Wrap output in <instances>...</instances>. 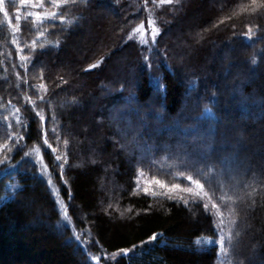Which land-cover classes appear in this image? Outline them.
Segmentation results:
<instances>
[{
	"label": "trees",
	"instance_id": "obj_1",
	"mask_svg": "<svg viewBox=\"0 0 264 264\" xmlns=\"http://www.w3.org/2000/svg\"><path fill=\"white\" fill-rule=\"evenodd\" d=\"M0 264H264V0H2Z\"/></svg>",
	"mask_w": 264,
	"mask_h": 264
},
{
	"label": "snow or ice",
	"instance_id": "obj_2",
	"mask_svg": "<svg viewBox=\"0 0 264 264\" xmlns=\"http://www.w3.org/2000/svg\"><path fill=\"white\" fill-rule=\"evenodd\" d=\"M0 2H2V0H0ZM165 2H167V3H171V0H160V3H165ZM58 3H59V0H57V6H58ZM5 15H7V13H5ZM33 15H35V16L38 17V18L41 16V14H40L39 12L34 13ZM45 15H46V16H47V15L55 16V13L45 14ZM19 18H20V17L17 16V19H19ZM61 19H63V17H61ZM149 23L151 24L152 21H149ZM137 30L139 31V30H141V29H137ZM250 31H251V28L249 29V32H250ZM158 32H159V29H154V30L151 32V38H152L153 40H155V37H156V35L158 34ZM142 43H147V40L142 41ZM22 59H23V57H22ZM98 63H99V61L97 62V64H91V65H89V66H88L89 69L94 68V67H97V66H98ZM44 143H45V144H48V141H47L46 138L44 139ZM64 143L67 144V141H65ZM49 147H51V146L49 145ZM5 159H7V157H5ZM56 159L59 160L60 157L57 156ZM186 179H187L188 181H191V182H193V183L199 185L200 188H203V187H204V185L200 184V182H199L198 180H193V177H192L191 175L187 176ZM157 183H160V181H157ZM174 187L179 188L180 186H179V185H174ZM144 191H145L146 193L149 192L148 189H144ZM188 191H191V189H188ZM151 194H152V195H155L154 192L151 193ZM204 207H205V209H207L208 205L205 204ZM152 239H155V236H153ZM219 243H220L221 245L224 244V240H223L222 237H221ZM119 251H120L122 254H124V255H127V253L129 252L128 249H122V250H119ZM93 259L99 260V257H93Z\"/></svg>",
	"mask_w": 264,
	"mask_h": 264
},
{
	"label": "rangeland",
	"instance_id": "obj_3",
	"mask_svg": "<svg viewBox=\"0 0 264 264\" xmlns=\"http://www.w3.org/2000/svg\"><path fill=\"white\" fill-rule=\"evenodd\" d=\"M91 22H93V18L92 17H89L87 19V25L89 26L91 24ZM87 163L90 164V163H92V161L89 159L87 161ZM44 177H45V180L48 182V184L50 186V189L52 191L53 196L56 198V200L58 202V208H59V210L61 212L62 217L64 216V219H65L66 218V210H65V206L63 204L64 202H63V200L61 198L60 192L56 188V186L54 185V183L52 182L51 176H50V174L47 171L44 172ZM103 184L104 183L102 182L101 185L103 186ZM41 213H43V211L41 209H38L37 219L35 220V222L30 223V226H32V227H43L44 221H42L41 218H40V216H39V215H41ZM246 227H249V225H247Z\"/></svg>",
	"mask_w": 264,
	"mask_h": 264
}]
</instances>
